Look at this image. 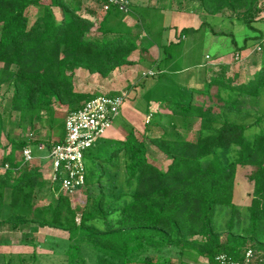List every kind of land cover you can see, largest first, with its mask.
Segmentation results:
<instances>
[{"label":"trees","instance_id":"trees-1","mask_svg":"<svg viewBox=\"0 0 264 264\" xmlns=\"http://www.w3.org/2000/svg\"><path fill=\"white\" fill-rule=\"evenodd\" d=\"M98 1L106 9L95 23L80 12V0H0V87L10 88L7 108L18 113L20 126H33L45 114L48 128L61 124L64 135L55 108L75 110L98 95L76 88L75 70L105 79L135 64L130 59L134 51L148 53L141 33L124 23L118 6ZM185 1H193L196 12L207 16L227 11L229 19L242 20L249 28L252 19L246 16L259 10L258 0ZM248 41L235 50L246 49ZM163 46H157V56ZM263 54L264 46L254 50L249 57L254 73L236 75L235 82L209 77L204 65L198 87L164 91L155 100L169 114L152 113L144 125L146 137L128 128L123 140L99 138L84 155V182L72 192L85 188L79 213L63 190L68 176L63 169L48 180L50 200L34 202L36 189L47 183L41 168L29 167L22 155L29 147L35 158L36 147L44 162L61 138L44 142L31 135L16 143L9 139L13 149L20 150V159L14 164L8 157L0 159V227L32 223L67 233L51 244L60 250H52V256L61 264H157L154 257L170 249L177 262L165 264H185L184 256L212 262L221 252L241 260L247 248L264 257ZM159 60L156 67L161 70ZM193 119L200 126L197 137L189 140L182 133L189 132ZM152 125L161 133L150 132ZM146 140L168 160L164 169L147 161ZM245 166L254 168L250 179L261 199L254 197L246 214H240L233 202L235 177L238 167ZM93 185L97 191L90 193ZM244 221L247 235L242 233Z\"/></svg>","mask_w":264,"mask_h":264},{"label":"rangeland","instance_id":"rangeland-1","mask_svg":"<svg viewBox=\"0 0 264 264\" xmlns=\"http://www.w3.org/2000/svg\"><path fill=\"white\" fill-rule=\"evenodd\" d=\"M41 1L47 3L49 0ZM260 1L262 0H258V7ZM73 2L75 3L76 0H73ZM127 3H129L128 10L120 11L123 12L120 15L124 23L132 27L135 33H141L142 45L153 44L151 45L152 48L149 49L148 53L143 54L134 51L130 59L139 65L132 66L133 68L128 67L130 69L124 68L120 73L116 69L105 79L98 75H90L85 70L83 72L79 69L75 71L77 89L97 93L98 95L124 93L127 96L122 107L124 110L116 120L119 123L120 130H117L113 122L111 128L107 131L108 136L114 133L117 136L116 138L123 140L125 136L124 129L127 131L128 128H133L139 137L143 135L144 125L151 121L152 113L169 114V110L160 106L155 99L161 97L164 91H176L178 86L198 87L205 66L209 77L221 76L226 81L232 82L236 81V75L241 78L254 73L255 69L249 64V57L252 56L255 50V44L253 43L256 37L264 36V12L260 8H258L260 11L258 10L256 14L249 13L246 16L252 19V27L249 28L242 20L229 19L227 11L215 16H207L202 11L196 12L193 1L127 0ZM99 6L100 2L98 0H80V12L90 20L95 21V23L101 19L106 9L105 7L101 9ZM32 12L34 13L35 9ZM59 16H61L60 13ZM193 28L196 30H193ZM247 38H249V41L246 49L235 50V47L242 46ZM161 45L166 46L161 48L160 57L157 56L158 50L156 48H158L157 46L161 47ZM158 60L161 70L156 67ZM148 90L150 91L144 97ZM10 93V88L0 87V159L8 157V159L10 158L9 162L13 161L11 164H14L15 160L20 159V150L17 148L14 150L13 145L9 143V139H13L16 143L20 138L32 135V138L52 142L62 135V129L59 127L61 124L58 123H54L53 129H49L44 121L45 114H42L40 119L33 122V126L28 125V123L20 126L18 113L10 112L7 108ZM147 98L152 100L148 101ZM55 109L57 111L55 114L56 119L61 120L64 124L69 109L61 107ZM165 122L163 119L162 123ZM189 126L191 127L189 132L182 133V135L186 139L193 140L197 137L200 124L198 120L193 119ZM151 128L152 131L150 132L154 134L161 133L160 127L152 125ZM167 131H170V129L167 128ZM176 131L179 132V128ZM107 133L104 137L107 136ZM144 137H146V133H144ZM146 145L148 149L147 161L160 169H164L168 160L147 140ZM32 150L35 158L28 165L29 167L39 166L44 181L47 183L45 187L36 189L34 202L45 203L51 197L48 188V180L51 178L48 167L51 168V162L45 158V163L42 164L39 157L41 150L38 151L36 147H33ZM3 171L4 169L0 167V173ZM253 171L254 168L245 166L238 167L236 172L233 202L238 209H241L240 214H246V208L251 204L254 197L261 199L258 193V196H256V188L253 180L250 179ZM89 189L90 193L97 191L94 185L89 186ZM69 198L71 205L79 213L86 201L85 188L69 194ZM223 221L225 225V219ZM241 225L242 233L247 235L249 231L248 222L244 221ZM66 235L65 232L48 227H38L32 223L19 225L15 228L4 225L0 227V253H12L11 261L17 260L14 257L16 254L22 255L23 253L22 262L20 261L19 264H61L58 258H55V255L52 256V250L53 252H59L60 250L53 248L52 245H55L56 242L59 243L60 239L66 237ZM250 244L249 242L248 245ZM174 254L175 250L170 249L167 253L156 255L154 261L157 264H165L169 261L175 263L177 257ZM202 258L204 257L196 256L193 260L184 256L182 260L185 264H199V261H204ZM5 260L7 262L9 259Z\"/></svg>","mask_w":264,"mask_h":264},{"label":"built area","instance_id":"built-area-1","mask_svg":"<svg viewBox=\"0 0 264 264\" xmlns=\"http://www.w3.org/2000/svg\"><path fill=\"white\" fill-rule=\"evenodd\" d=\"M110 1L118 6V10L127 11V0ZM259 8L264 12V0L259 2ZM262 46H264V37L260 43L255 44V50H261ZM126 97L124 93L97 95L67 113L63 124L64 135L59 142L50 147L46 155L51 162V179L54 178L55 172H60V169L68 172L67 178L63 180L64 191L71 194L74 188L83 184L84 155L111 128L119 116ZM22 155L26 162L34 159L29 147L22 150ZM205 264H264V257L258 258L252 249L247 248L241 260H232L221 252L212 262L206 259Z\"/></svg>","mask_w":264,"mask_h":264},{"label":"crops","instance_id":"crops-1","mask_svg":"<svg viewBox=\"0 0 264 264\" xmlns=\"http://www.w3.org/2000/svg\"><path fill=\"white\" fill-rule=\"evenodd\" d=\"M151 45H153V44H147L146 46L148 47V48H152V46ZM155 48V47H154ZM138 54H140L139 52H138ZM137 65H139L138 63H135V64H132V65H130V66H123V67H121L120 69H118L119 71H118V73H120L121 72V70L122 69H127L128 67H131V68H133V67H136ZM133 66V67H132ZM128 69H130V68H128ZM78 70V69H77ZM81 72H83V69H79ZM76 71V70H75ZM127 72H129V71H127ZM78 74V73H77ZM82 74V73H81ZM119 75H121V74H119ZM77 76V75H76ZM79 76V75H78ZM77 80V79H76ZM78 90H81V89H78ZM124 109L122 108L121 109V111H120V113L119 114H121V112L123 111ZM119 117V116H118ZM117 120V119H116ZM116 120L114 121V125L116 126V128H117V130H120V126H119V123L118 122H116ZM114 125H113V127H114ZM122 127H123V125H122ZM113 129V128H112ZM124 132H126L125 131V129H124ZM62 135H63V133H62ZM62 135H60V137H59V139L62 137ZM107 136H108V133H107ZM109 137H114V138H116L117 136L116 135H114V133H112ZM59 139H57V140H59ZM55 141V140H54ZM43 163H45V161L44 162H42V164ZM48 170H49V167H48ZM49 174H50V172H49ZM21 242V241H20ZM1 243V242H0ZM21 243H23V242H21ZM32 255H34L33 253H32ZM22 256H24V254L22 253V255L21 254H16V256H14L15 258H17V260H15L14 259V261H11V258H12V253H6V254H2V253H0V264H9V263H11V264H19L20 263V261H21V257ZM194 257V256H193ZM193 257H190V259H193V260H195V258H193ZM199 257H201V256H199ZM9 259V260H7V262H6V260L5 259ZM204 261H199V264H205V262H206V259L205 258H202ZM4 262V263H2V262ZM22 262V261H21Z\"/></svg>","mask_w":264,"mask_h":264},{"label":"clouds","instance_id":"clouds-1","mask_svg":"<svg viewBox=\"0 0 264 264\" xmlns=\"http://www.w3.org/2000/svg\"><path fill=\"white\" fill-rule=\"evenodd\" d=\"M63 136V135H62ZM104 137V136H103ZM62 138V137H61ZM45 158H47L46 156H45ZM48 159V158H47ZM49 171H50V169H49ZM50 175H51V171H50Z\"/></svg>","mask_w":264,"mask_h":264}]
</instances>
